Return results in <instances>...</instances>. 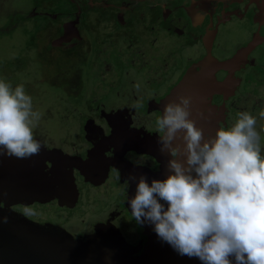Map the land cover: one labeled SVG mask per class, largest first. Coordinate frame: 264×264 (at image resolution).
Returning a JSON list of instances; mask_svg holds the SVG:
<instances>
[{"label": "flooded vegetation", "instance_id": "af4514ba", "mask_svg": "<svg viewBox=\"0 0 264 264\" xmlns=\"http://www.w3.org/2000/svg\"><path fill=\"white\" fill-rule=\"evenodd\" d=\"M35 17L45 19L26 31L25 49L40 59L37 73L24 64L12 71L0 57V73L12 72L2 80L23 85L41 114L33 134L42 145L29 158L0 156V244L31 245L34 230L58 243L119 231L144 248L128 200L140 175L168 174L155 122L189 85L200 87L192 98L214 107L204 114L220 115L217 127H231L241 112L255 116L264 156V0H31L27 14L0 20V39ZM189 46L203 54L185 57ZM205 58L219 64L212 75L223 90L203 98L212 83ZM47 89L56 110L40 106ZM25 207L36 215H23ZM49 207L67 215L47 219Z\"/></svg>", "mask_w": 264, "mask_h": 264}, {"label": "clouds", "instance_id": "9594fccd", "mask_svg": "<svg viewBox=\"0 0 264 264\" xmlns=\"http://www.w3.org/2000/svg\"><path fill=\"white\" fill-rule=\"evenodd\" d=\"M192 104L191 95L180 94L156 119L159 150L171 157L168 174L151 183L140 175L128 200L132 217L154 225L161 240L202 264H233V258L235 264H264V156L257 118L241 112L231 127H218L206 138L197 125L206 117L202 111L193 117ZM259 117L264 119V110ZM40 119L24 86L0 79V156L38 155L42 145L33 129ZM23 215L36 212L25 207Z\"/></svg>", "mask_w": 264, "mask_h": 264}, {"label": "water", "instance_id": "95a60500", "mask_svg": "<svg viewBox=\"0 0 264 264\" xmlns=\"http://www.w3.org/2000/svg\"><path fill=\"white\" fill-rule=\"evenodd\" d=\"M202 63L203 69H206L209 73L206 76L212 82L209 83L206 80L207 85H204L201 90L204 98L210 95L209 90L213 93L214 91L221 92L223 89L222 84L216 83L217 81L212 75L213 64H219L209 58L208 61L205 58ZM220 64L221 67H224L226 62H221ZM203 78L205 77L202 76V80ZM185 81H188V77ZM234 85H231L230 88L232 89ZM182 88L184 86H180L179 89ZM187 88L189 90L186 95L191 96H195L200 90L197 84L192 87L189 85ZM172 96L170 101H172ZM204 110H206L205 112L210 110L213 112L214 107L210 108L208 102H199L193 98V117H195L196 111L204 112ZM204 115L206 119H197V125L204 129L207 138L214 135L218 128L220 115L216 117L210 116L209 113ZM152 179H157V177L149 179L148 182ZM158 179H160V176H158ZM161 203L167 208V204L164 201H161ZM127 207L131 211L128 204ZM141 228L146 237V246L144 248L127 244L119 234V231H115L102 240L100 236L98 239L90 238L86 241L68 237L65 241L62 240L63 242L58 243L54 237L41 235L34 230L35 232L32 231V233L35 234L31 235L33 236L31 245L0 244V264H202L196 258L180 255L170 244L161 240L154 231V225L145 222L141 224ZM25 239L27 240L28 238ZM233 264H235L234 258Z\"/></svg>", "mask_w": 264, "mask_h": 264}, {"label": "rangeland", "instance_id": "374dc122", "mask_svg": "<svg viewBox=\"0 0 264 264\" xmlns=\"http://www.w3.org/2000/svg\"><path fill=\"white\" fill-rule=\"evenodd\" d=\"M31 8V0H0V20H4V25H8L10 21V17H12L15 13L19 14H27L28 11ZM45 18L42 17H35L32 18V21H28L23 23L24 25L20 24L18 28H12V32L10 35H4L0 39V57L4 56L6 59L4 60V64L6 67H10L13 71L15 67H21L24 64V67L26 69L33 68L32 73L36 74L37 71L34 69L36 66L34 64H39V58L36 54H33L32 52L25 49L27 46L26 43L29 41L26 31H31L33 28L31 26L35 24L41 23V20ZM91 20V19H89ZM12 21V19H11ZM10 21V23H11ZM25 28V30H24ZM34 33H32L33 35ZM40 47V45H39ZM184 56L190 59L196 58L197 56L203 54V51L197 50L196 48H193V46H189L187 49L183 50ZM16 55V57H15ZM110 58L114 60L113 56L110 55ZM14 59V60H13ZM3 73H0V78H4L3 75L12 76V72L8 71L6 68L2 67ZM15 73V72H14ZM26 78V77H25ZM24 78V79H25ZM16 79H21L20 76H16ZM54 91V89H53ZM58 91V90H56ZM41 99L43 101V104H40V106L44 105H53V109H58V106L56 101L54 100V95L47 89L46 93L41 94ZM38 106V107H40ZM36 207H33V210H35ZM74 211L78 212V209H74ZM45 216H47V219H58L59 217H64L67 215V211H65L62 208H47L44 210ZM70 228L73 230V226L70 225ZM74 231H77L74 230ZM73 235L78 236L79 234L73 233Z\"/></svg>", "mask_w": 264, "mask_h": 264}]
</instances>
